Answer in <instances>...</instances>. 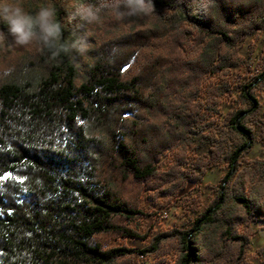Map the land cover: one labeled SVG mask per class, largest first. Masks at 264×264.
<instances>
[{
    "label": "trees",
    "instance_id": "obj_1",
    "mask_svg": "<svg viewBox=\"0 0 264 264\" xmlns=\"http://www.w3.org/2000/svg\"><path fill=\"white\" fill-rule=\"evenodd\" d=\"M26 3L30 14L55 7L65 43L86 31L90 66L82 74L83 56L52 59L37 44L0 73V264H252V250L264 260V158L247 156L256 129L264 141V71L238 88L210 82L252 66L242 47L264 34V0H152L149 16L94 25L69 0ZM177 148L195 160L161 172ZM225 165L232 176L206 212L200 191L178 206L182 218L200 214L193 229L174 226L141 250L110 245L141 237L129 224L145 190L177 174L200 185Z\"/></svg>",
    "mask_w": 264,
    "mask_h": 264
},
{
    "label": "rangeland",
    "instance_id": "obj_2",
    "mask_svg": "<svg viewBox=\"0 0 264 264\" xmlns=\"http://www.w3.org/2000/svg\"><path fill=\"white\" fill-rule=\"evenodd\" d=\"M3 2L6 4L17 3L23 7L25 12L30 13L26 0H3ZM82 32L83 34L85 33L84 30H82ZM37 44L38 43L33 42L27 47L16 45L13 38L8 33L7 25L0 21V73L6 70L12 61L16 60L27 51L34 49ZM148 53L149 52H142L134 62L125 69V74L128 77L134 76L138 72L143 58ZM242 55L243 58L248 59L250 64H252L250 68L241 64L239 67H233L215 75L210 82L212 84L227 82L228 84L234 85L236 88L240 85L253 82L255 78L264 71V34H256L247 39L242 47ZM89 66L90 61L84 56L81 57L77 64V68L82 74H84ZM256 98L258 103L262 106L260 116L264 120V90H258ZM222 108L224 111L229 108V103L226 99L223 102ZM225 133L227 134V132ZM255 138L256 143L247 156L250 159L264 158V141L261 140L258 129L255 131ZM233 139H235V144H237V140L239 139L235 136ZM179 158L182 159L179 163L183 164L185 170L189 168L195 160V156L192 152H187L183 148H177L168 153L160 163V171L164 173L169 172L176 166L178 161H180ZM179 175L177 174L169 178V180L163 182L156 190H145L143 195H141V201L137 204V208L141 213L129 224V227L141 237L114 238L110 241V245H125L134 250H141L150 244L154 236L169 231L174 226L193 229L194 221L199 218L200 214H193L191 217L182 218L180 217L178 206L190 200L196 192L200 191L203 195L201 212H206L207 209L214 204L216 189L221 188L223 191L227 185V181H225L227 175H229V178L232 176L230 167L226 165L210 170L200 185H196L195 181L189 180L186 177L182 178ZM261 227L263 228L260 230V234L264 236V225H261ZM191 240H195V235ZM262 242L263 240L260 241V244H262ZM254 253L255 251L252 250L249 254L252 264H264V260L254 255ZM174 257L175 255L171 254L169 260H173Z\"/></svg>",
    "mask_w": 264,
    "mask_h": 264
},
{
    "label": "clouds",
    "instance_id": "obj_3",
    "mask_svg": "<svg viewBox=\"0 0 264 264\" xmlns=\"http://www.w3.org/2000/svg\"><path fill=\"white\" fill-rule=\"evenodd\" d=\"M72 15L84 25L102 22L104 14L111 13L116 20L149 16L153 12L152 0H69ZM0 21L7 25L8 33L16 45L27 47L33 42L51 53L52 59L62 54L86 55L89 51L88 34L64 42V27L57 19L53 5L41 7L35 14L24 11L17 3L6 4L0 0ZM11 69L5 72L8 75Z\"/></svg>",
    "mask_w": 264,
    "mask_h": 264
},
{
    "label": "water",
    "instance_id": "obj_4",
    "mask_svg": "<svg viewBox=\"0 0 264 264\" xmlns=\"http://www.w3.org/2000/svg\"><path fill=\"white\" fill-rule=\"evenodd\" d=\"M250 143H251V138H249V142H248L246 147H248L250 145Z\"/></svg>",
    "mask_w": 264,
    "mask_h": 264
},
{
    "label": "built area",
    "instance_id": "obj_5",
    "mask_svg": "<svg viewBox=\"0 0 264 264\" xmlns=\"http://www.w3.org/2000/svg\"><path fill=\"white\" fill-rule=\"evenodd\" d=\"M167 214V213H166Z\"/></svg>",
    "mask_w": 264,
    "mask_h": 264
}]
</instances>
